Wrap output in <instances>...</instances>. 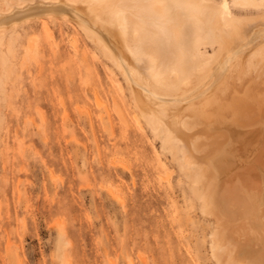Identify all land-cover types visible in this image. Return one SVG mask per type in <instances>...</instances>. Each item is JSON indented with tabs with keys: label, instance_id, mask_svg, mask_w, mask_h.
Returning a JSON list of instances; mask_svg holds the SVG:
<instances>
[{
	"label": "rangeland",
	"instance_id": "obj_1",
	"mask_svg": "<svg viewBox=\"0 0 264 264\" xmlns=\"http://www.w3.org/2000/svg\"><path fill=\"white\" fill-rule=\"evenodd\" d=\"M58 10L32 7L0 25ZM18 32L17 64L29 44L43 57L25 56L1 109L0 264H218L211 223L159 141L133 121L117 72L73 22Z\"/></svg>",
	"mask_w": 264,
	"mask_h": 264
},
{
	"label": "bare ground",
	"instance_id": "obj_2",
	"mask_svg": "<svg viewBox=\"0 0 264 264\" xmlns=\"http://www.w3.org/2000/svg\"><path fill=\"white\" fill-rule=\"evenodd\" d=\"M45 6L59 10L0 25V139L8 85L25 56L43 57L29 44L17 64L18 30L73 22L120 76L133 121L185 178L211 223L212 258L264 264V0H0V19Z\"/></svg>",
	"mask_w": 264,
	"mask_h": 264
}]
</instances>
